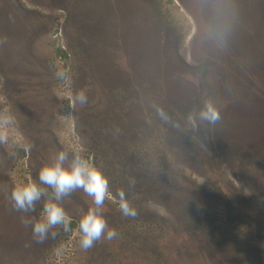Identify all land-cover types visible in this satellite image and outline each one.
I'll list each match as a JSON object with an SVG mask.
<instances>
[{
  "label": "rangeland",
  "instance_id": "1",
  "mask_svg": "<svg viewBox=\"0 0 264 264\" xmlns=\"http://www.w3.org/2000/svg\"><path fill=\"white\" fill-rule=\"evenodd\" d=\"M57 150L108 178L112 240L80 247L82 190L42 243L12 209ZM0 264H264V0H0Z\"/></svg>",
  "mask_w": 264,
  "mask_h": 264
},
{
  "label": "clouds",
  "instance_id": "2",
  "mask_svg": "<svg viewBox=\"0 0 264 264\" xmlns=\"http://www.w3.org/2000/svg\"><path fill=\"white\" fill-rule=\"evenodd\" d=\"M73 103H87L83 90L74 94ZM199 116L211 123L220 119L219 112L209 104L201 109ZM24 147L30 150L31 146L25 144ZM77 190H82L91 200V206L79 213L80 247L87 250L102 238H115L116 230L108 226L103 215L105 200L109 197L108 178L79 152L70 154L65 150H57L49 162L39 168L36 180L12 186L9 199L14 211L25 214L20 219L25 226H30L33 240L42 243L49 237H55L57 229L65 232L70 230L71 217L62 202ZM117 195L120 213L125 217L135 216V208L129 204L124 191H119ZM38 202L42 206L37 217L31 214L36 212Z\"/></svg>",
  "mask_w": 264,
  "mask_h": 264
}]
</instances>
